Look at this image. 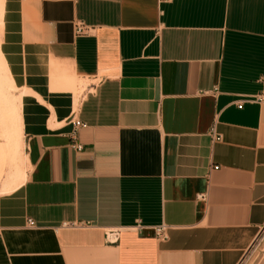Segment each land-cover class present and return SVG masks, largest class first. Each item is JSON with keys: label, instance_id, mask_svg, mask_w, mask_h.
Masks as SVG:
<instances>
[{"label": "crops", "instance_id": "crops-1", "mask_svg": "<svg viewBox=\"0 0 264 264\" xmlns=\"http://www.w3.org/2000/svg\"><path fill=\"white\" fill-rule=\"evenodd\" d=\"M0 73V264H241L264 239V102L237 107L264 95V0H0Z\"/></svg>", "mask_w": 264, "mask_h": 264}, {"label": "built area", "instance_id": "built-area-1", "mask_svg": "<svg viewBox=\"0 0 264 264\" xmlns=\"http://www.w3.org/2000/svg\"><path fill=\"white\" fill-rule=\"evenodd\" d=\"M91 30H92L91 27L83 24L80 21H78L76 23V33L87 34ZM246 100L264 102V95L261 94V93H258V94L254 95L252 97H247V99H240L238 101V103H237V107H240L241 103L243 101H246ZM74 124H75V126H79L81 124V122L76 120L74 122ZM75 147H76V149H80L82 147V145H81V143H75ZM197 197L199 199H202L204 196H203V194H199V195H197ZM88 224H89L88 222L64 223V225H76V226H86ZM27 225L28 226H33L34 225V221L32 219L28 218L27 219ZM120 228L121 227H108V228H105L106 240L109 241V242H114L117 239V236H118V233L120 231ZM131 228H133L135 230H138V229H141L142 226H140L139 224H135ZM152 230H153V233H154L155 237H157V238H162V237L165 236V226L164 225L155 226V227L152 228ZM256 240L253 242V245L256 242Z\"/></svg>", "mask_w": 264, "mask_h": 264}, {"label": "rangeland", "instance_id": "rangeland-1", "mask_svg": "<svg viewBox=\"0 0 264 264\" xmlns=\"http://www.w3.org/2000/svg\"><path fill=\"white\" fill-rule=\"evenodd\" d=\"M0 84L3 87L7 88V91H5V93L7 92L5 97L3 96V94H1L2 95L1 99L2 100L5 99L9 101L14 100L13 97H10L12 96L13 93L9 89L7 79L3 78V75H1V73H0ZM11 105L12 106L14 105V101L11 102ZM13 114H14V107L9 109L8 112L6 113L7 116H11V117L13 116ZM262 236H263V233L259 235L254 245H252V248L249 250V252L246 253L241 264H254L255 260L259 258L260 254L258 253V251L262 250V247L264 246V239Z\"/></svg>", "mask_w": 264, "mask_h": 264}, {"label": "bare ground", "instance_id": "bare-ground-1", "mask_svg": "<svg viewBox=\"0 0 264 264\" xmlns=\"http://www.w3.org/2000/svg\"><path fill=\"white\" fill-rule=\"evenodd\" d=\"M17 116V115H16Z\"/></svg>", "mask_w": 264, "mask_h": 264}]
</instances>
